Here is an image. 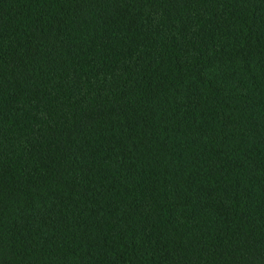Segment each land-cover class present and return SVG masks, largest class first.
Returning <instances> with one entry per match:
<instances>
[{
  "label": "trees",
  "instance_id": "1",
  "mask_svg": "<svg viewBox=\"0 0 264 264\" xmlns=\"http://www.w3.org/2000/svg\"><path fill=\"white\" fill-rule=\"evenodd\" d=\"M0 264H264V0H0Z\"/></svg>",
  "mask_w": 264,
  "mask_h": 264
}]
</instances>
